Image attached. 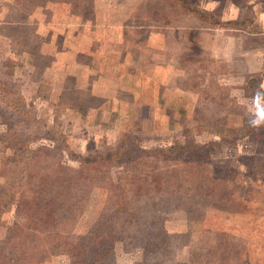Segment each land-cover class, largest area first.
Listing matches in <instances>:
<instances>
[{
    "label": "rangeland",
    "instance_id": "obj_1",
    "mask_svg": "<svg viewBox=\"0 0 264 264\" xmlns=\"http://www.w3.org/2000/svg\"><path fill=\"white\" fill-rule=\"evenodd\" d=\"M13 3L0 0V18ZM28 4L17 18L21 38L0 36V97L11 92L0 100V186L15 183L13 167H33L29 187L50 192L57 167H111L92 185L68 182L64 200L78 209L72 234L156 230L166 238L151 247L117 236L108 264H264V129L248 126L240 102L264 82V0ZM189 140L204 147L200 164L178 155L154 164L145 154ZM3 190L0 241L15 222ZM121 193L127 210L118 217ZM32 235L18 239L16 260L70 263Z\"/></svg>",
    "mask_w": 264,
    "mask_h": 264
},
{
    "label": "trees",
    "instance_id": "obj_2",
    "mask_svg": "<svg viewBox=\"0 0 264 264\" xmlns=\"http://www.w3.org/2000/svg\"><path fill=\"white\" fill-rule=\"evenodd\" d=\"M29 2L30 0H14L13 4L5 5L4 11L6 14L4 17L0 18V36L7 39L8 42L21 38V26L20 23L17 22V18L19 14L21 15V13H24L25 7L29 9L27 5L31 8L28 4ZM196 14L199 16L198 12H196ZM10 53H12V51H10ZM0 64L1 67H3L4 63L2 62ZM263 71L258 75L259 80H261L264 74ZM2 75L8 77V74L4 71L2 72ZM10 93L11 92L9 91L3 92V98L0 97V100L5 102V96ZM14 99L21 100L18 95ZM13 112L17 115L21 113L20 110H13ZM11 148H14V146H11ZM24 148L25 144H21L16 151H20ZM203 150L204 147L198 146L189 140L184 142V145L172 143L168 147L150 150L145 152V154L155 157L154 164L159 163L157 159L161 160L160 163L165 164L166 161L177 155L180 158H183L186 162L194 161L200 164L199 160L196 159V156H201ZM120 157L123 156L121 155ZM123 158H125V161H128L126 157ZM152 167H155V165ZM110 168L111 167H78L76 170H71L65 167H57V174L51 176V182L56 186L54 187L52 184L50 192L48 191V188L42 189L29 187L31 180L37 179L33 167H13L15 174L18 175V178L14 176V180H16L15 183L11 185L6 184L5 187L0 186L2 189H5L1 193V196L4 198V205H7L4 210L7 211V208H13V219L15 220V222L11 224V227L6 228V240L4 238L0 241V264H25L21 263L20 260H16V256L24 255V252L22 253L23 243H19L18 239L21 241V237L31 234H33V237H42L43 244L46 248H55L60 254L66 253L71 255L72 258L69 264H108L115 242L117 241V239H115L117 236L124 239V236L126 235V239L129 242L134 243L135 246L142 244L154 247L164 243L166 236L160 237L159 234L157 235L154 233L156 230L154 232L148 231V234L140 232H119L116 236L112 231L96 232L93 230H90L84 235L72 234L71 229L75 221L73 222L71 219L73 215H76L78 209L72 204V202L64 200L66 189L71 187L70 183L74 182V180H79L83 183L85 182L92 185V182H94L92 181L93 176H95V178L99 176L98 180H102L101 175L108 173ZM175 169L176 171H179V169ZM60 171H62V173ZM130 171H132V169L128 170L125 168L123 174ZM89 173H92V175H89ZM179 173L181 174V172ZM148 177L150 178V182H153L156 176L148 175ZM43 179L46 178L41 177L42 183L40 184V187L46 182L43 181ZM132 179L134 182L136 181V177L133 176L123 178L124 181L128 182V185H131ZM68 182L70 183L68 184ZM58 185L60 187H58ZM139 188L140 186L135 189L136 193ZM25 189L29 190V197H25L22 194ZM37 190L39 192H37ZM61 190L62 192L59 193ZM151 190L155 193L157 187L153 186L151 187ZM159 190H157V193H159ZM126 191L130 192V189L127 188L126 190H123L122 193H125ZM122 193L116 195L118 201L113 203V214H116L117 216L127 210L126 200ZM1 213H4V211L0 212V215ZM20 221H22V223L18 226ZM131 222H133L132 217ZM108 223L113 226L114 220L110 219L108 220ZM60 224L70 226L71 228L67 233H62L61 231L55 232ZM100 225H102V223ZM127 226L130 228L133 225H130L128 222ZM50 228L51 235L46 234V230L49 232ZM41 229L44 230L42 231ZM56 233L64 235V237H61ZM176 240L179 241V236L174 235L171 244H176ZM25 256H27V254H25ZM30 261L33 263V256L30 257Z\"/></svg>",
    "mask_w": 264,
    "mask_h": 264
},
{
    "label": "clouds",
    "instance_id": "obj_3",
    "mask_svg": "<svg viewBox=\"0 0 264 264\" xmlns=\"http://www.w3.org/2000/svg\"><path fill=\"white\" fill-rule=\"evenodd\" d=\"M240 102L246 106L245 116L250 128L264 129V82H261L251 96L241 94ZM74 166L78 167V163Z\"/></svg>",
    "mask_w": 264,
    "mask_h": 264
}]
</instances>
